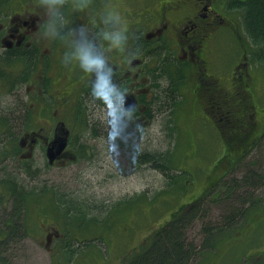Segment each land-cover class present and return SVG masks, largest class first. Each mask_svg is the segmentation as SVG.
Segmentation results:
<instances>
[{
  "label": "flooded vegetation",
  "instance_id": "1",
  "mask_svg": "<svg viewBox=\"0 0 264 264\" xmlns=\"http://www.w3.org/2000/svg\"><path fill=\"white\" fill-rule=\"evenodd\" d=\"M248 1L250 0H65L61 9L64 23L60 34L49 39L41 35V25L47 17L41 0H0V69L6 73L0 72V81L6 90L16 89L15 92L22 84L24 94L21 97L25 100L33 98V102H36L39 99L37 104L26 103L27 106L22 108L0 104V178L10 163L17 164L25 175L32 180L34 178V182H29L32 187L24 185L22 189L15 188L16 194L20 192L17 198L9 179L0 182V264H11L6 252L17 242L29 239L32 228H40L36 218H33L35 223H31V212L41 215V207L35 204L31 211L28 204L31 197L49 195L51 189L41 184L40 180L36 181L39 171L34 169V154L37 149L43 152L48 164H54L65 154L71 153L73 150L67 148L69 145L75 148L73 158H82L87 150L83 152L85 146L78 140L80 129L75 135L73 125L76 119V124H83L78 122V118L84 112L96 119L93 120L95 124H86L87 129H91L89 131L93 138L101 137L100 132L106 131L109 132L105 136L109 144L120 148L134 147L130 140L127 141L129 134L124 127L138 128L137 125H143V119L149 117L150 111V115L154 116L148 105L153 96L150 79L147 82L148 76L143 73V69L152 68L157 48H164L171 53L170 57L184 59L189 64L194 83L188 89L197 91L200 99L206 96V109L215 110L219 114L224 100L233 97L242 99L240 103L230 101L237 106L244 105L245 101L252 98L255 82L247 69L248 57L240 60L234 71V65L232 68L230 65L226 67L219 54L225 41L233 47L240 39V43L247 41L243 23L245 11L239 3ZM259 1L264 7V0ZM132 2L134 5H131ZM112 8L119 11L128 30L129 42L123 49L110 48L106 52L114 68V81L118 86L128 89L125 104L120 109L112 107L111 114L117 118V111L136 105L133 113L135 119L123 117L126 124H123L124 127L120 126L121 129L115 124L110 126L107 122L105 124L109 129H103L101 126L104 125L98 124V116L109 111V105L92 94L93 74L73 73L72 70L78 64L70 60L62 62L65 59L64 53L70 51L72 41L78 37L81 28L94 41H101L102 30L109 27L104 24L103 19ZM261 45L264 48L263 42ZM21 49L24 53L19 52ZM16 66H22L23 69L17 77L10 79L8 74ZM53 67L55 70L51 71ZM57 69L61 74L60 78H64L67 83L65 87L60 86L57 80ZM10 86L12 87L9 88ZM34 89L37 91L32 94ZM255 90L258 94L259 88ZM14 96L16 97L15 94ZM84 102L88 105L86 110L80 106ZM246 105L249 109L245 112L248 111V114L244 118H238L239 121L246 119L250 123L252 120L256 121L257 116L264 119V115L258 113L253 105L249 102ZM16 110H21L24 116L20 136L12 135L16 131V123L11 118ZM67 111L68 114L75 112L72 114L74 122L69 125L64 118ZM114 130L118 134L113 138ZM64 138L65 143L62 145ZM51 148L53 154L49 159L48 150L51 151ZM87 153L88 157L91 156L90 152ZM53 197L61 206L55 193ZM50 218L53 219L52 214ZM41 227L45 245H50L53 238L60 239L61 231L58 228L46 224Z\"/></svg>",
  "mask_w": 264,
  "mask_h": 264
},
{
  "label": "rangeland",
  "instance_id": "2",
  "mask_svg": "<svg viewBox=\"0 0 264 264\" xmlns=\"http://www.w3.org/2000/svg\"><path fill=\"white\" fill-rule=\"evenodd\" d=\"M232 50L231 44L226 41L223 42L219 54L224 65L226 63L229 65L232 59ZM235 60L231 64L235 63ZM255 65L251 68L248 65L247 68L255 82L254 90L259 88L258 96H252L251 103L256 106L255 108L262 111L258 113L264 115V110H262L264 109V61L259 62V68ZM22 69V66L14 67L13 72L8 74V77L10 79L17 77ZM54 70L55 67L51 68V71ZM72 71L73 73H86L79 66ZM0 72L6 74L4 70L1 71L0 69ZM60 75L57 69V80L60 86L65 87L67 83L64 78L63 80L60 78ZM20 85L21 88L15 92L16 89L6 90L5 85L0 81V104L10 108H22L31 104L33 98L25 100L21 97V94H24V89L23 85ZM36 91L34 89L31 93ZM37 102L39 99L33 103L37 104ZM84 103L80 106L86 110L88 105L87 102ZM68 112L64 114V118L69 125L74 122L72 114L75 112L70 114ZM150 114H152L151 111ZM150 114L149 117L143 119V125H137L138 128H130L123 126L126 124L123 117L116 118L111 114V111L106 110L98 116V124L104 125L101 126L103 129H109L105 122L110 126L115 124L119 129H121L120 126L124 127L129 134L126 138L127 141L130 140L131 136L133 137L134 147L130 149L134 150L138 147L137 149H141V153L144 149L148 152L158 147L163 149L169 143L170 128L165 126L166 119ZM23 118L21 110L14 111L12 120L16 123V131H13L12 135L20 136L21 127L24 126ZM80 118L83 124H76V119L73 129H75V135L80 129L78 140L85 146L83 152L87 150L82 158L76 160L73 158L75 148L71 145L67 148H71L73 151L65 154L54 164L47 163L40 149H37L34 154L36 165L34 169L39 171L36 175L38 176L36 181L40 180L41 184L47 185L51 190L49 195H44L41 198L31 197L28 204L29 209L32 211L33 205L38 204L42 212L41 215H34L31 212V223H35L33 218H36L40 228H32L29 239L17 242L6 252L11 264H120L134 252V248L137 247L138 249V246L145 242L146 235L153 228L158 227L164 221L163 219L169 218L170 214L179 206L187 204L191 199L198 196L201 190L215 179L217 175V172L214 174L215 170H221L223 162L218 164V161H215V156L218 157L221 153L220 144H218L215 126L210 119L201 122L204 126L197 125V127L193 126L190 130L185 129L184 131L181 126L182 130L174 124L176 131L171 145V161L169 155L166 158V162L169 163L170 175H165L152 168H146L147 164L144 166L143 162L140 161L141 158L138 156L135 158L128 149L109 144L105 137L108 136L109 132L101 131V137L93 138L89 131L91 129H87L86 125L95 124L93 120L96 119L93 115L84 112ZM195 120L199 121L201 117L199 116ZM256 123L259 127L260 125L264 126L263 117L257 116ZM187 125L184 123V126L187 127ZM256 129L248 135V139H251V136L256 133ZM184 132L188 136L187 141ZM178 139L182 140L181 145L183 147H178L176 142ZM259 143L260 146L242 161L244 164L235 163L224 174L226 176L223 179L242 178L244 172L249 168L260 169L258 172L261 173L262 177L258 180L259 183H255L254 187H251L250 197L246 198L244 203V207L252 210L250 217L249 219L243 218L238 225L239 230L246 228L248 230L251 226L252 231H254H248V235H251L242 236L238 242L236 238H233L229 245L237 243L232 245L230 252H224L228 249L229 242L225 236L231 235L235 230L233 229L230 234L227 233L217 241L215 253L206 254L204 259L198 255L190 264H244L243 259L248 257L247 253L264 251V216L261 213V209L264 208V137ZM232 151L231 155L237 152V150ZM87 152H90L91 156L88 157ZM211 165L217 167L209 169ZM244 165L248 166L244 167ZM172 175H174V179ZM6 179L21 189L24 185L27 188L32 187L29 182H34V178L32 180L31 177L25 175L20 170V166L15 163L13 165L8 164L0 182ZM177 183L183 186L177 185ZM242 187L243 184L240 183L238 189ZM3 188L6 191L5 185ZM19 193L18 191L16 198ZM53 193L58 197L61 206L55 202ZM60 199L66 203L64 204ZM219 200L220 202H209L203 220L205 218H220L221 215L225 214V206L221 199ZM50 214L53 215V219L50 218ZM203 220L202 218L196 220L189 232L190 238L194 241L196 239L197 243L203 237L200 230ZM42 224L58 228L61 231L60 239L55 240L53 238L50 245H45ZM245 225L246 227L243 228ZM236 233L239 234L238 231ZM64 241L73 245L75 251L73 255L71 253L69 256L64 254L67 252L63 247ZM251 259L252 261L248 260L245 263L250 264L258 257L254 256Z\"/></svg>",
  "mask_w": 264,
  "mask_h": 264
},
{
  "label": "trees",
  "instance_id": "3",
  "mask_svg": "<svg viewBox=\"0 0 264 264\" xmlns=\"http://www.w3.org/2000/svg\"><path fill=\"white\" fill-rule=\"evenodd\" d=\"M131 5H134V3L132 2ZM239 5H241L245 11L243 23L246 29L245 38H247V43L245 41L244 43H240L242 40L240 39L236 43V46L233 47L232 59L229 65L236 59V62L233 63L234 71L237 65H239V61L245 60V56L248 57L247 64L250 68L255 64V66L259 68V62L264 61V48L262 47L263 45H261L262 42L264 43V7L259 0H250L247 3H239ZM132 17H134V15H132ZM19 52L24 53L22 49L19 50ZM170 54L171 53L164 50V48H157L153 55L152 68L147 67L143 69V73L148 76L147 82L150 79L149 83L153 94L148 105L153 113H155L154 116L156 115L166 119L165 126H169L170 128L169 143L163 149L158 147L149 152L144 149L142 153L140 151L141 149H137L138 147L134 150L130 149L131 147H126L124 149H128L130 154L135 156V158L137 156L141 158L140 161L143 162L144 166L147 164L146 168L149 167L165 175H170L168 168L169 163L166 162V158L168 155L169 159L172 157L171 145L173 142V135H175L176 131L174 129V124L179 126L180 129L182 127L184 131L185 129L190 130L193 126H204L201 122L205 119H210L215 126L216 130H214L218 135L217 140L221 149L220 155L218 157L215 156V161H218V164L223 163L220 171L215 170L214 174L217 172L215 179L208 183L198 196L191 199L187 204L179 206L170 214L169 218L163 219L164 221L161 220L163 222L146 235L145 242H141L142 244L140 243L141 245L138 246V249L137 247L134 248V252L131 253L130 256H127L120 264H190L198 255L204 259L206 254L215 253L218 244L217 241L227 233L230 234L233 229L235 230L231 235L225 236L226 240L229 241L228 245L232 242L233 238H236L238 242L242 236H250L251 234L248 235V233L253 229L251 226L249 227L247 225L250 229L247 230L246 228L245 230H239L238 225L243 218L249 219L250 217L252 210H249L248 207H244V203L245 199L250 197L251 187H254L255 183H259L258 180L262 177L261 173L258 172L260 169L249 168L244 172L242 178L235 177L236 179L228 178L223 180L226 176H224V174L235 163H242L246 157L253 153V151L260 146L259 142L264 137L263 125L259 127L254 120L250 123L246 119L243 121L238 120V118H244L246 114H248V111L245 112V110L249 109L246 103L248 104L249 102L250 105L254 106V104L251 103L252 98L245 101L244 105L238 104L237 106H234L230 101H233V103H240L242 99L240 100L238 97H233L227 101L224 100L219 109V114L215 113V110L206 109V96L200 99L197 91H194V89L192 90V88L188 89V86L194 83L193 74L191 70H189V64L186 63L184 59L181 60L170 57ZM233 64H231L230 68H232ZM229 65L226 63L225 66L228 67ZM240 68L241 67H239V69ZM239 71H241V69ZM251 96L254 95L251 94ZM199 116L202 121L195 120ZM78 122L82 123V120L78 118ZM184 123L188 124V128L184 126ZM254 129H256V133L251 136V139H248V135L252 133ZM184 133L187 141L188 136L186 132ZM132 138L131 136L130 141L133 143ZM16 141L17 138L14 139L15 144ZM176 142L178 147H183V145H181V139H178ZM232 150H237V152L231 155ZM247 166L248 165H244V167ZM215 167L217 166L211 165L209 169H214ZM172 178L174 179V175H172ZM240 183L243 184V187L238 189ZM177 185L183 186L179 183H177ZM16 187L15 183L11 184V188L15 194ZM212 189L213 192L211 193ZM219 199H221V202L225 206V214L221 215L220 218H205L203 220V215L206 209H208L209 202H220ZM251 201L254 202L256 200ZM61 202L64 204L66 203V201L63 200H61ZM261 213L264 216V208L261 209ZM199 218L203 220L200 227L203 237L201 241L197 243L196 239L194 241L190 238L189 232ZM242 226H240V228H242ZM245 227L246 225L243 228ZM237 231L239 234L236 233ZM235 243L229 246L227 245L228 249L224 252H230L233 247L232 245ZM63 247L65 251H67L64 252V254L68 256L69 253L73 255L75 252L73 250V245L65 241ZM261 253H264V251L247 253L248 257L243 259L244 264H246L245 262L248 260L252 261L251 258L254 256L258 257V259L253 260L250 264H255V262H257V264H264V255H261Z\"/></svg>",
  "mask_w": 264,
  "mask_h": 264
},
{
  "label": "clouds",
  "instance_id": "4",
  "mask_svg": "<svg viewBox=\"0 0 264 264\" xmlns=\"http://www.w3.org/2000/svg\"><path fill=\"white\" fill-rule=\"evenodd\" d=\"M65 0H41L42 7L47 11V17L41 25V35L49 39H54L60 34L63 26L62 12ZM104 24L109 25L101 32V41H94L89 37L87 31L81 28L79 36L72 41L69 52L64 53L65 59L62 62H76L86 73L93 74L91 82L92 94L112 107L120 109L127 99V88L118 86L114 81V68L110 62L109 55L106 54L110 48L123 49L129 42L128 30L122 22L120 13L117 9H110L104 16ZM136 105L117 111L118 117L125 119H135L133 113ZM118 133L113 131V138Z\"/></svg>",
  "mask_w": 264,
  "mask_h": 264
},
{
  "label": "water",
  "instance_id": "5",
  "mask_svg": "<svg viewBox=\"0 0 264 264\" xmlns=\"http://www.w3.org/2000/svg\"><path fill=\"white\" fill-rule=\"evenodd\" d=\"M64 140H65V138L62 140V142H63L62 145H64V143H65ZM52 154H53V151H52V148H51V151L48 150V157H49V159H51Z\"/></svg>",
  "mask_w": 264,
  "mask_h": 264
}]
</instances>
